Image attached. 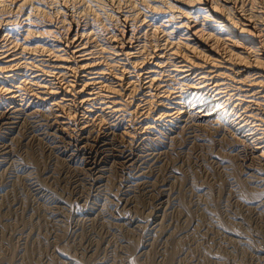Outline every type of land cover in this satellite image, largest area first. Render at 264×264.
I'll use <instances>...</instances> for the list:
<instances>
[{
	"label": "bare ground",
	"instance_id": "1",
	"mask_svg": "<svg viewBox=\"0 0 264 264\" xmlns=\"http://www.w3.org/2000/svg\"><path fill=\"white\" fill-rule=\"evenodd\" d=\"M23 118L64 140L95 189L148 156L160 129L209 125L244 148L260 191L264 0H0V131Z\"/></svg>",
	"mask_w": 264,
	"mask_h": 264
},
{
	"label": "rangeland",
	"instance_id": "2",
	"mask_svg": "<svg viewBox=\"0 0 264 264\" xmlns=\"http://www.w3.org/2000/svg\"><path fill=\"white\" fill-rule=\"evenodd\" d=\"M23 119L0 131V264H264V180L254 189L229 135L194 122L160 129L148 156L114 164L95 189L64 140Z\"/></svg>",
	"mask_w": 264,
	"mask_h": 264
}]
</instances>
